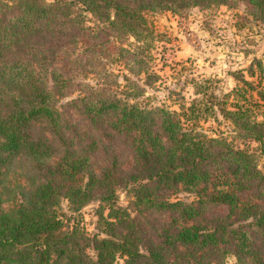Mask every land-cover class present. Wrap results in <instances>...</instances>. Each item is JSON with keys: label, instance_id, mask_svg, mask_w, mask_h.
Masks as SVG:
<instances>
[{"label": "trees", "instance_id": "1", "mask_svg": "<svg viewBox=\"0 0 264 264\" xmlns=\"http://www.w3.org/2000/svg\"><path fill=\"white\" fill-rule=\"evenodd\" d=\"M240 3L264 23V0H0V264H264L259 154L187 128L197 102L142 107L144 88L108 70L149 77L147 14ZM221 113L264 145V120ZM64 201L72 213L99 201L105 237L68 228Z\"/></svg>", "mask_w": 264, "mask_h": 264}, {"label": "rangeland", "instance_id": "2", "mask_svg": "<svg viewBox=\"0 0 264 264\" xmlns=\"http://www.w3.org/2000/svg\"><path fill=\"white\" fill-rule=\"evenodd\" d=\"M147 18L157 35L147 51L149 77L132 75L120 62L109 64V72L119 76L122 86L126 85L124 76H128L144 88L138 100L142 107L183 114L182 108L188 110L197 102L200 113L196 118L189 112L185 126L236 140V146L259 154V165L264 170V145L239 140L236 127L221 113L222 109L236 111L243 107L258 121L264 120V102L259 96L264 92V23L255 20L244 3L211 10L193 8L181 15L149 13ZM131 42L135 43L133 39ZM88 82L96 86L103 81L92 77ZM76 97H69L62 104ZM177 199L192 202L194 196L183 192ZM130 201L127 191L120 190L116 206L129 208ZM99 208L100 202L94 201L72 213L64 201L68 228L79 224L88 236L105 237L98 227ZM89 255L96 259L92 249ZM224 264L238 263L229 255Z\"/></svg>", "mask_w": 264, "mask_h": 264}]
</instances>
